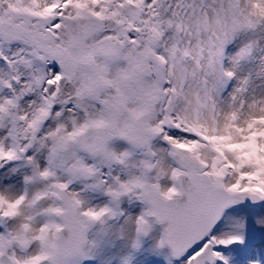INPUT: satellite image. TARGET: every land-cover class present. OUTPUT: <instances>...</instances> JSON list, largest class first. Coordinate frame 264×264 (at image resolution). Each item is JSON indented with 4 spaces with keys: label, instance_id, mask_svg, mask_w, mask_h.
Wrapping results in <instances>:
<instances>
[{
    "label": "snow or ice",
    "instance_id": "6c2138e0",
    "mask_svg": "<svg viewBox=\"0 0 264 264\" xmlns=\"http://www.w3.org/2000/svg\"><path fill=\"white\" fill-rule=\"evenodd\" d=\"M0 264H264V0H0Z\"/></svg>",
    "mask_w": 264,
    "mask_h": 264
}]
</instances>
